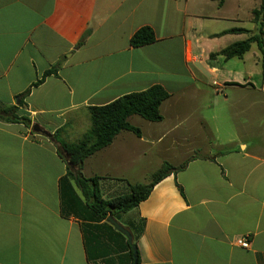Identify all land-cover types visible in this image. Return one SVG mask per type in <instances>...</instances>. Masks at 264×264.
I'll list each match as a JSON object with an SVG mask.
<instances>
[{
    "label": "crops",
    "instance_id": "crops-1",
    "mask_svg": "<svg viewBox=\"0 0 264 264\" xmlns=\"http://www.w3.org/2000/svg\"><path fill=\"white\" fill-rule=\"evenodd\" d=\"M260 3L0 0V104L30 120L28 128L0 121V264L125 262L122 238L62 217L58 181L66 165L51 137L32 128L52 135L64 127L63 140L78 116L89 128L87 108L153 85L169 94L162 120L129 117L139 137L120 132L84 160L81 174L98 178L109 199L120 193L110 179L148 184L141 182L164 163L174 169L117 221L132 241L142 229L138 264H264V152L237 141L231 119L236 98L247 100L250 112L251 92L264 97L262 71L259 82L236 79V58L210 57L257 33L252 12ZM242 18L251 29L236 26ZM141 27L156 40L132 48L129 40ZM232 29L249 33L239 40L243 34L225 33ZM54 67L19 105L18 96ZM241 237L248 248L235 244Z\"/></svg>",
    "mask_w": 264,
    "mask_h": 264
},
{
    "label": "trees",
    "instance_id": "trees-1",
    "mask_svg": "<svg viewBox=\"0 0 264 264\" xmlns=\"http://www.w3.org/2000/svg\"><path fill=\"white\" fill-rule=\"evenodd\" d=\"M217 1L219 4L223 2V0ZM252 15L253 23L257 26V33L245 40L233 43L215 54H210V57L221 55L225 60L241 59L249 51L251 44L255 43L260 51L262 79H264V0H261L259 7L252 12ZM225 33L240 35L249 32L244 29H232ZM155 40L151 28L141 27L131 36L129 44L132 48H139L152 44ZM55 72V67L45 71L40 80L34 82L18 96L19 105L23 103V99L27 97L33 87L40 85L46 77ZM168 97L169 94L161 86L153 85L144 91L123 95L104 106L87 108L90 126L76 143L68 144L61 139L64 127L59 128L51 135V141L56 146V153L66 165V174L58 181L62 217L66 219L75 217L82 222L94 223L97 228H107L115 236L122 238L125 243L127 251L124 256L125 262L120 260L121 257H118L116 261L113 258H107L106 264H134V253L127 243V239L108 224L107 218L111 217L118 221L122 214L136 208L148 197L154 185L174 169L164 163L148 184L129 185L128 193L104 199L99 187V179L83 177L81 174L82 164L86 158L110 145L115 136L122 131L131 132L139 137L140 130L130 125L129 117L138 116L148 122H160L162 120L160 106ZM0 121L22 123L27 128L30 127L29 119L16 115L15 106L8 107L0 104ZM99 223L102 224L99 226ZM82 228L85 232V227L82 226ZM141 232L142 229H139L137 235L133 237L132 244L134 246ZM135 251L137 256L136 246ZM136 264H138V257Z\"/></svg>",
    "mask_w": 264,
    "mask_h": 264
},
{
    "label": "rangeland",
    "instance_id": "rangeland-1",
    "mask_svg": "<svg viewBox=\"0 0 264 264\" xmlns=\"http://www.w3.org/2000/svg\"><path fill=\"white\" fill-rule=\"evenodd\" d=\"M236 26L249 30L252 28V23L242 18L240 21L236 22ZM245 37L246 36L243 34L239 36V40L245 39ZM238 71L240 74L236 73V79L247 76L251 78L252 83L255 81L259 82L261 79V55L256 44L251 45L250 50L245 54L243 59H236V72ZM262 82L264 83V79H262ZM214 86L216 87L217 85L214 84ZM238 93L240 92L236 91V94ZM251 94H255L256 101H251L250 112H247L249 102L247 100L237 101L236 98V122L234 121L233 114L231 119L233 117L232 121L236 124V140L245 142L255 147L257 150L264 152V97L259 92L254 93L252 91ZM74 125V128L72 127L71 130H68L66 138H63L65 142L68 141V144L79 141L83 134L89 129H86L88 121L85 117L78 116L74 121ZM216 125L222 126L219 120L216 122ZM60 137H62V134ZM145 159L147 160V157ZM110 181L111 184L116 186L118 191H120V195L126 194L123 190L127 189L129 185H135L132 184L135 183V181L123 180L119 177L110 179ZM141 183H149V180H144Z\"/></svg>",
    "mask_w": 264,
    "mask_h": 264
},
{
    "label": "water",
    "instance_id": "water-1",
    "mask_svg": "<svg viewBox=\"0 0 264 264\" xmlns=\"http://www.w3.org/2000/svg\"><path fill=\"white\" fill-rule=\"evenodd\" d=\"M33 132H37V133H41L44 136H46L47 138L51 137V134L46 133L42 130H40L37 126H33L32 128ZM107 222L119 233H121L126 239H127V243L130 245L134 255V264H136L137 262V256H136V251H135V246L132 244V236L130 234V232L128 230H126L124 227H122L120 224H118V222L116 220H114L111 217L107 218Z\"/></svg>",
    "mask_w": 264,
    "mask_h": 264
},
{
    "label": "built area",
    "instance_id": "built-area-1",
    "mask_svg": "<svg viewBox=\"0 0 264 264\" xmlns=\"http://www.w3.org/2000/svg\"><path fill=\"white\" fill-rule=\"evenodd\" d=\"M235 244L241 248H248L249 247V241L246 237L237 238L235 241Z\"/></svg>",
    "mask_w": 264,
    "mask_h": 264
}]
</instances>
